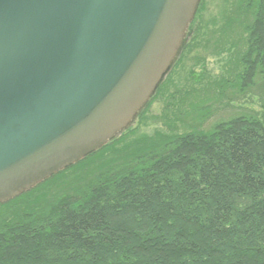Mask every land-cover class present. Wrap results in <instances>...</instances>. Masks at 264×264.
Returning <instances> with one entry per match:
<instances>
[{
  "label": "trees",
  "instance_id": "16d2710c",
  "mask_svg": "<svg viewBox=\"0 0 264 264\" xmlns=\"http://www.w3.org/2000/svg\"><path fill=\"white\" fill-rule=\"evenodd\" d=\"M225 34L228 77L166 97V109L189 108L200 93L212 100L191 107L188 133L114 150L122 134L1 205L0 264H264V95L260 117L242 112L200 129L224 87L242 95L257 75L264 82V0H234ZM159 229L189 238L167 255Z\"/></svg>",
  "mask_w": 264,
  "mask_h": 264
},
{
  "label": "water",
  "instance_id": "95a60500",
  "mask_svg": "<svg viewBox=\"0 0 264 264\" xmlns=\"http://www.w3.org/2000/svg\"><path fill=\"white\" fill-rule=\"evenodd\" d=\"M200 0H0V206L124 132Z\"/></svg>",
  "mask_w": 264,
  "mask_h": 264
},
{
  "label": "rangeland",
  "instance_id": "374dc122",
  "mask_svg": "<svg viewBox=\"0 0 264 264\" xmlns=\"http://www.w3.org/2000/svg\"><path fill=\"white\" fill-rule=\"evenodd\" d=\"M234 0H200L197 8H200L194 15L185 34V49L180 52L175 60L176 66L171 67L160 85L163 90H156L154 96L150 99L151 103L141 110L131 125L122 133L117 135L119 138L122 134H127L126 139L114 148V150L123 149L136 141L147 140L155 136L182 135L188 133L191 125L189 115L192 108H208L213 102L208 97L200 94L193 96L191 107H180L174 104L166 109V97L180 90H189L194 88L199 93L212 82L221 78L228 77L229 61L232 51L230 50L229 40L224 35V19L230 11L231 3ZM178 60V61H177ZM177 62V63H176ZM159 85V86H160ZM159 88V87H158ZM178 90V91H177ZM203 94V93H202ZM264 95V82L262 77L257 75L251 82V86L239 95L237 90L230 87H224V103L215 104L210 109L211 117L208 121L201 124V130H208L215 122L226 121L233 116L242 112H249L260 117L262 114V99ZM235 98V102L228 107L225 98ZM190 100V99H189ZM148 106V107H147ZM195 107V108H196ZM196 109V110H197ZM194 112V111H193ZM197 114H193L195 117ZM51 184L50 187H55ZM63 186V185H62ZM60 188V187H59ZM48 193L50 188H48ZM162 236L164 241L171 242L161 252L167 255L173 252V243L183 239L186 241L189 237L184 233H172L159 229L155 232ZM187 242H191L187 241ZM148 245V244H147ZM191 248H198L192 243ZM194 249V250H195ZM251 264V263H250Z\"/></svg>",
  "mask_w": 264,
  "mask_h": 264
}]
</instances>
